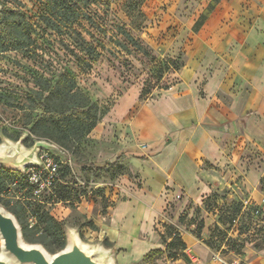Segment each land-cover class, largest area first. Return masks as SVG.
<instances>
[{
    "label": "rangeland",
    "instance_id": "rangeland-1",
    "mask_svg": "<svg viewBox=\"0 0 264 264\" xmlns=\"http://www.w3.org/2000/svg\"><path fill=\"white\" fill-rule=\"evenodd\" d=\"M210 1L144 0L130 14L132 0H98L90 8V17L81 18L70 28L53 29L44 20L41 0H0V13L16 10L28 23L31 35L26 48L0 50V143L21 139L29 149L36 140H42L62 148L61 152L46 149L54 152L52 157L59 161L57 186L70 190L62 200L56 197L55 189L33 198L20 183L6 188L9 181L0 173V186L4 182L0 205L4 207L8 202L23 207V212L16 213L18 222L27 226V233L34 238L23 237L26 242L41 244L36 240L44 222L31 216L34 207L39 206L40 212L61 222L65 241L66 230L74 229L83 243L110 251L113 264H214L211 253L244 257L248 250L257 254L264 247V176L260 179L263 195L258 204L246 202L239 177L235 185L210 187L207 196H202L199 203L192 202L178 218L171 214L175 222L163 223L164 229L159 226L128 241L114 236V228L108 226L112 207L127 197L117 179L121 174L131 179L135 176V154L127 158L125 153L143 151L148 146L135 141L125 125L147 98L159 96L176 79L193 41V23ZM259 12L264 13V0H219L209 15L216 16L213 37L221 36V28L227 25L222 21L243 15L250 20ZM0 30L5 37L2 24ZM124 31L139 42L140 48L128 41ZM82 38L98 47V57L85 55ZM61 75L73 78L75 86L105 112L79 139L64 137L66 127L62 124L61 142H57L30 131L26 122L43 114V99L38 97L43 98ZM52 116L58 118L56 114ZM120 149L124 150L117 158ZM249 152L263 160L259 150L252 148ZM179 229L189 248L181 250L177 244L173 257L168 254L166 241L173 230ZM55 239L50 232L46 242L56 246ZM142 241L151 242L152 249L161 252L147 260L143 256L148 252L135 254L134 246ZM195 244L207 247L206 256L193 251Z\"/></svg>",
    "mask_w": 264,
    "mask_h": 264
},
{
    "label": "crops",
    "instance_id": "crops-1",
    "mask_svg": "<svg viewBox=\"0 0 264 264\" xmlns=\"http://www.w3.org/2000/svg\"><path fill=\"white\" fill-rule=\"evenodd\" d=\"M215 18L208 16L192 35L176 79L159 96L147 98L125 125L135 141L148 146L125 153L127 158L135 154V176L117 179L127 197L112 207L108 226L120 239L174 224L172 215L178 218L192 202L199 203L210 187L235 185L239 177L246 202L258 204L263 195L264 155L260 161L249 150L264 154V13L222 21L227 25L217 38ZM151 246L137 242L133 252L143 254ZM206 248L195 244L193 251L204 256ZM256 253L237 257L264 264V247ZM213 254L212 263L220 264Z\"/></svg>",
    "mask_w": 264,
    "mask_h": 264
},
{
    "label": "trees",
    "instance_id": "trees-1",
    "mask_svg": "<svg viewBox=\"0 0 264 264\" xmlns=\"http://www.w3.org/2000/svg\"><path fill=\"white\" fill-rule=\"evenodd\" d=\"M44 5V20L53 29H60L62 27L70 28L72 25L78 23L81 18L90 17V8L98 4V0H41ZM144 0H132L131 2V11L137 9V7L142 4ZM219 0H211L207 6L203 9V12L200 14L198 19L193 23V31L196 32L200 29L203 22L206 18L213 12L215 5ZM0 23L3 25V30L7 32L5 37H2L4 34L0 32V50L5 51L8 49H23L28 47L31 43V35L28 27V23L24 21L22 17L19 16L16 10L7 11L3 10L0 13ZM0 24V25H1ZM1 31V30H0ZM124 34L129 42L132 43L135 47L140 48L139 42L133 38L130 33L124 31ZM84 48L83 51L85 55L90 58L95 59L99 55L98 47L94 46L87 39L82 38ZM87 60L83 61L86 63ZM38 99L42 100V111L43 114L38 118H29L26 122L27 126H30V131L32 130L40 137L49 136L57 142H61V133L60 126L65 125V135L71 139H79L84 135H87L92 127L96 125L98 120L103 117L105 110H98L95 103L90 101L87 96L75 86L74 79H69L64 76H60L57 82L54 84L51 89H48V93L42 98L41 95ZM45 114H49L46 116ZM56 114L57 119L52 115ZM48 124V126H45ZM0 173L8 179L7 187H11L12 183L16 182V185L22 184L32 192L31 186L24 181L22 173L19 174V171L9 169V168H0ZM59 173V169L57 174ZM58 180L55 186L52 189L56 191V197L59 200L65 199L69 195V188L62 185L57 186ZM4 187V182H1L0 191ZM51 189V190H52ZM32 196V195H31ZM4 208L8 209L16 219L17 214L23 212V207L10 205L8 202L5 204ZM32 217L35 216L38 220L44 222V228L41 230V236L36 240L40 242L43 247H46L47 250H61L65 244L64 232L61 222L53 218L45 211L40 212L39 206H35L31 214ZM19 221V219H18ZM21 232L23 237L34 239L27 232V226H23L20 223ZM50 232H53L55 236L54 246L52 243H47L46 239ZM169 240L166 241V249L170 256H175L176 245L181 246V250L186 248V243L182 241L180 234L173 230L169 236ZM161 251L158 249H151L146 253L143 258L150 259Z\"/></svg>",
    "mask_w": 264,
    "mask_h": 264
},
{
    "label": "water",
    "instance_id": "water-1",
    "mask_svg": "<svg viewBox=\"0 0 264 264\" xmlns=\"http://www.w3.org/2000/svg\"><path fill=\"white\" fill-rule=\"evenodd\" d=\"M54 148L42 140H36L26 149L21 139L0 143V168L22 171L26 166L38 163L36 153L41 148ZM64 247L49 253L39 243H28L23 238L21 226L15 216L0 205V264H113L111 252L99 245L83 243L77 231L67 229Z\"/></svg>",
    "mask_w": 264,
    "mask_h": 264
},
{
    "label": "built area",
    "instance_id": "built-area-1",
    "mask_svg": "<svg viewBox=\"0 0 264 264\" xmlns=\"http://www.w3.org/2000/svg\"><path fill=\"white\" fill-rule=\"evenodd\" d=\"M53 146L54 150L59 152L62 151V148L59 146ZM51 153L54 152L48 149H46V151H39V153L36 154L38 163L26 166L21 171L24 181L31 186V195L33 198L38 197L44 191L51 190L58 180L57 172L59 169V161L53 158ZM15 185L16 182L12 183V186ZM213 259L220 262V264H250L248 262H244L239 257L234 259H226L218 253L213 254Z\"/></svg>",
    "mask_w": 264,
    "mask_h": 264
}]
</instances>
